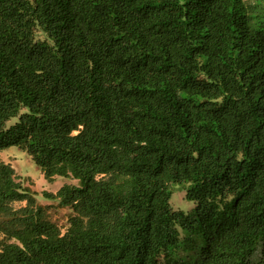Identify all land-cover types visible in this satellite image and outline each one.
Segmentation results:
<instances>
[{"label":"trees","instance_id":"16d2710c","mask_svg":"<svg viewBox=\"0 0 264 264\" xmlns=\"http://www.w3.org/2000/svg\"><path fill=\"white\" fill-rule=\"evenodd\" d=\"M9 146L0 264H264V0H0Z\"/></svg>","mask_w":264,"mask_h":264},{"label":"rangeland","instance_id":"374dc122","mask_svg":"<svg viewBox=\"0 0 264 264\" xmlns=\"http://www.w3.org/2000/svg\"><path fill=\"white\" fill-rule=\"evenodd\" d=\"M43 37L42 34H39ZM16 118H11L7 124L14 123ZM0 160L10 163L15 170L23 185L28 186L35 192L37 203L46 206V212L49 220L54 222L64 232L68 226V218L72 214L69 207H62L57 200L46 199L42 192L48 191L55 193L64 183H77L76 180L62 176H55L51 181H48L42 171L37 167L29 155L17 146H9L0 151ZM185 190L179 186L176 188L170 197L169 203L172 209H181L185 212L189 211L194 203L184 197ZM24 201H15V207L24 205ZM254 261V258H253Z\"/></svg>","mask_w":264,"mask_h":264}]
</instances>
